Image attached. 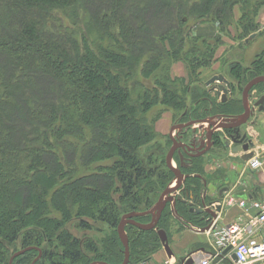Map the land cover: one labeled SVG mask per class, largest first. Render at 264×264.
<instances>
[{"label": "trees", "instance_id": "trees-1", "mask_svg": "<svg viewBox=\"0 0 264 264\" xmlns=\"http://www.w3.org/2000/svg\"><path fill=\"white\" fill-rule=\"evenodd\" d=\"M52 1L54 6L50 4V7L45 8L47 0H0V50L4 52L0 72L2 82L4 81L7 84L6 88L9 89L18 82L22 74L27 75L34 67L37 60L33 61L32 56L29 61L24 59L26 56L29 57L30 53L40 57L39 68L48 70L51 66L58 69L51 71L54 76L55 72L58 73L59 79L53 87L55 101H50L47 108L49 114L57 116L58 120L51 124L49 130L53 131L56 141L61 148L63 147L66 163L71 171L67 173L68 169L64 168L50 144L49 150L40 149L43 145L40 142L23 147L20 144V139L23 138L18 139L20 135L15 130L11 132L6 130L2 135L0 264H8V257L17 250V246L22 249L30 246L41 249V257L34 264H88L94 260L119 264L123 259V246L118 238L116 226L121 216L129 212L148 210L174 177L165 164V155L163 159H159L154 156L151 148H147L152 138L153 124L147 123L144 114L160 100L158 90L145 88L136 78V71L140 70L141 74H147L153 70L155 63L159 65L160 59L164 56H177L178 50L173 49L177 40L176 33L182 31L181 25L187 17L176 18L178 26L173 32L170 31L173 28L171 26L166 29L167 33L164 32V35L159 30L157 37L160 39L159 44L153 43L149 38L148 43L152 47L158 45V50L149 52L139 67L135 65L133 57H129L130 52L135 50V45L133 47L127 38V35L136 33L133 26L126 23L127 27L121 28L117 23L114 26L115 22L111 21L113 24L111 28L91 38L87 32L91 28L88 21L81 31L82 40L78 41L71 33L57 28L58 22L61 24L62 20L56 15L57 11L62 10L78 25L79 21L76 20L79 15L78 3H75V0ZM174 1L177 9L182 11L184 6L188 13L198 18L191 30L196 38H215L216 21L222 25L223 17L230 18L238 26L236 37L239 40L238 45L247 44L244 40L252 33H255V38L261 34L256 14L260 7H264V0H233L231 4L230 0H222V6L218 9H212L214 0H204V6L201 7L202 11L199 14H195L198 12L197 7L187 6L185 0ZM159 2L162 1L149 0V4L152 3L150 9L152 10L153 4ZM32 6L39 8L35 10L30 8ZM210 12L214 13L212 20L205 21L204 17ZM87 13L89 19L90 13ZM15 14L21 18L17 27L12 30L3 27L4 19L13 18ZM223 27L222 25V29ZM106 38L109 39L107 45ZM218 39H215V44H218ZM11 40H15V43H11ZM214 46L199 48L198 54L195 50H192L193 53L189 52V73L194 82L197 80L200 83L197 76L212 62L216 47ZM261 57L260 53L256 59L257 66L254 67L256 71L250 72V77L244 85L251 78L264 75V58ZM16 65H19L20 69H14ZM165 78L163 81L157 79L159 82L155 83L162 89V102L181 109L179 118L183 122L212 115H233L240 110V99L233 96L236 89L233 81H230L232 93L229 99L226 102H216L209 96L204 84L203 90H200L189 86L191 80L188 77L187 80L186 77H176L173 81L180 83L183 93L186 90L190 92L192 101L187 104L176 96L172 87L166 84ZM105 84L107 86L102 90ZM262 84L264 82H258L251 90L261 92L264 89ZM88 87L91 91H84ZM1 91H5V88H0ZM10 100L11 97L0 98V105H5ZM60 103H67L68 106L64 108ZM45 112L46 109L39 106L35 108L34 113L39 116ZM60 114L63 117L60 118ZM75 117L89 122L87 127L84 129ZM43 118L40 119L42 122L45 120ZM29 129L36 131L37 128L31 126ZM44 131L46 129L41 132L45 134ZM65 134L81 136L82 142L75 145L69 138H65ZM213 136V142H218L219 134ZM167 139L171 145L168 136ZM44 141L46 144L50 143L48 137ZM141 146L145 147L144 154H140ZM75 153L79 154L77 158L72 156ZM100 154L103 157L98 161L109 159L108 165L96 166L97 172L94 174L74 175L76 166L89 165L93 163L90 160ZM44 157L47 161L42 160ZM190 161V167H181L183 173L191 174L198 171L200 160L192 158ZM62 174L63 180L60 181L57 177L61 178ZM193 179V176L186 178L183 191L191 190L192 194L196 195L197 190H194L195 186L191 182ZM87 180H93L92 187L85 188L84 191L72 189L76 184ZM105 181L108 187L105 184L102 186V182ZM26 185L37 186V189L35 188L36 192L32 196V204L24 207L20 206L19 202L23 199L21 192ZM101 187H106V190L102 192ZM67 189L77 197L76 204H66L64 194ZM86 189L89 194L86 193ZM93 190L96 191L94 195L91 194ZM25 192L27 194V191ZM185 204L177 202L175 212L186 221L190 219L197 225L203 224V221L199 220V215L190 212ZM35 210L39 214H36ZM52 210L57 214H52ZM170 213L166 207L155 229L140 230L130 224L125 226L130 252L129 264H142L148 261L152 253L161 247L157 230L169 228ZM135 220L147 223L150 216H137ZM100 224L108 228V234L98 246L95 239L88 236L87 231ZM71 228L75 232H72ZM36 255V250H27L16 256L12 264H31Z\"/></svg>", "mask_w": 264, "mask_h": 264}, {"label": "rangeland", "instance_id": "rangeland-1", "mask_svg": "<svg viewBox=\"0 0 264 264\" xmlns=\"http://www.w3.org/2000/svg\"><path fill=\"white\" fill-rule=\"evenodd\" d=\"M161 1L162 2L153 4L151 10L150 4L152 3L149 4V0H75V3H78L79 5V15L76 18V20L79 21L78 25H76V23L71 21L69 17L66 16L62 10L57 11L56 13L57 18L62 20L61 24L58 22L57 25L59 26L57 28L60 27L61 31L64 32L66 31L68 33H71L72 34L71 36L77 38L78 41L82 40L83 35L81 31L84 28V25L88 21L89 24L91 25V28L87 32L89 36H91V38L95 37L96 34H98L99 32L111 28L113 26V24L110 23L111 21L115 22L114 26H116L117 23L121 28L123 26L127 27V24L128 25L130 24L135 28L136 33L127 35L128 41H130L131 45L133 47L135 45L134 47L135 50L133 52H130L129 57L130 58L133 57L135 65L139 67L143 64V62L146 59L145 57L149 52L158 50L157 49L158 45L152 47L150 43H148L149 38H151L153 43L159 44L160 39L157 38L159 30L162 32V35H164L165 33H167L166 29H169L171 26L173 28H171L170 31L173 32L178 26L177 24L178 21L176 18H178L179 16L187 17V20L184 23H182V25L180 24L181 26H183L182 31L176 33L177 34L175 38V40L177 39L176 42L175 40L173 41V43L175 42L174 44L175 46L173 47V49L176 48L179 52L177 53V56L175 57L164 56L163 58L160 59L159 65L155 63L156 65L153 66V70H151L147 74H141L140 70L136 71V78L139 80V82L142 83V85L145 88L146 87L151 89L156 88L158 90V98L160 101L149 107V109L145 112L144 117L148 124L150 125L153 124L152 125L153 134L151 141L148 142L147 148H151L153 150L152 152L154 153V156L159 157V159H163L164 155H166L170 147V143L167 139V136L163 135L162 131H165L169 127V125L173 122L181 123L183 121L182 119L179 118L180 113H182L181 109L175 108L174 105L170 106L163 104L162 91H161L162 89L160 86L155 84L158 81L157 79L163 81L164 77H166L165 78L166 84L169 87H172L176 96H178V98L181 101L189 104L192 101L190 99V92L186 90V92L183 93V89L180 83L178 81H173V80L176 79V77L179 74L181 75L184 74L189 78V80H191L189 86H194L196 88H199L200 90H203V84L205 80L209 78L213 72L221 71L230 81H233L235 84L236 89H235V93H233V96L240 99V104H239L240 110L236 112L237 114H240L243 109L241 104V92L245 86L244 82L250 77L249 75L251 71H256L254 70V67L257 66L256 64L257 56L261 53L262 54L261 58L262 59L264 58V51H263L264 29H261V34L257 38L255 37H254L255 39L252 38L247 44L238 45L239 40L236 38L238 33V26L235 23H233L230 18L223 17V24H222L224 26L223 29H222V25L219 24V21H216L217 32L215 38H205V39L196 38L194 34L191 32V30H193V27L197 23L198 18H194L195 16H192L191 13H188L187 9L184 6L182 7V11L177 9L174 0H161ZM222 2H223L222 0H214L213 2L214 6H212L213 7L212 9H218L220 6H222ZM232 2L233 0H230V4ZM185 3L187 6L192 5L197 7L198 12H195V14L201 13L202 10L200 9L201 7L204 6V0H185ZM46 4H44L45 8L50 7V4H52L51 6H54L52 0L51 1L47 0ZM30 8L36 10V8L39 7L32 6ZM87 12L90 13L89 19ZM94 13L95 15L93 16ZM14 16L15 17L13 18L4 19L3 27H5L8 30L15 29L18 23H20L21 18L18 17L17 14H15ZM212 16H214V13L210 12V14L207 17H204L205 21L212 20ZM259 17H262L264 22V7H260L258 9L256 18ZM24 19L25 18H22V20ZM199 20L201 19L199 18ZM219 37L220 39H218ZM91 38L90 40H92ZM215 39L219 40L218 44H215ZM15 40H11V43L13 42L15 43ZM105 43H106L105 45H107L109 43V39L106 38ZM208 45L216 46V47L214 46L215 48L213 47L214 56L212 62L210 63L209 67H207L205 70H203V72L200 75L197 76L200 83L197 82V80L194 82L190 77L189 66H188L190 53H193L192 50H195L196 54H198L199 52L197 51H199V48L205 49L206 47H208ZM91 46L93 45L91 44ZM157 53L160 55L159 51ZM3 56H4V52L3 50H0V67L1 64H3V60H4ZM31 56L33 57L32 59L33 61L37 60L34 64V67L31 68V70L27 75L22 74L20 78H18V82L11 85L9 89L6 88L7 84L4 81L2 82L1 72H0V88L2 87L5 88V91L0 92V98L11 97L13 100V101L10 100L5 105H0V123H1L0 138L6 132V130L7 131L9 130L10 132L15 130L16 133L20 135V137L18 136V139L23 138L20 139L21 142L20 144H22L21 146L23 147L40 142L43 144L40 149L49 150V144H50L53 152L57 154L58 159L63 163L64 168L68 169V165L66 163L67 161L62 149L63 147L61 148L60 144L56 141L52 133L53 131H51V129L49 130L51 124L54 121H57L58 117L51 116L49 114V111H47L49 102L55 101V94L53 87L55 86L57 80L59 79L58 73L56 74L55 72V76H54L51 74L52 73L51 71L52 70L58 71V69L55 67L54 70L51 66H49L48 70L39 68L40 66L39 62H41V59L39 56H36L35 53L32 54L30 53L29 57L26 56L24 59L29 61L28 59H30ZM14 69H20L19 65H16ZM106 86L107 85L105 84L102 90L105 89ZM262 87L264 88V84H262ZM84 91L90 92L91 88L89 87L87 89L85 88ZM261 96H264V89H262L261 92H258L257 90L250 91L247 96V102L249 106L252 107L254 102H256ZM211 98L214 100H218L216 99V97H211ZM60 105L61 106L63 105L64 108L68 106L67 103L66 104L60 103ZM39 106L46 109V112L44 113V115L40 114L39 116H36L34 113L35 108L37 109ZM259 113L260 112L257 110V107H254L253 115L241 127L240 132L245 133L247 129L250 130L253 134L260 136L264 140L263 138L264 115H260L261 120L257 125L259 119L258 117ZM43 116H45V118H43ZM59 116L60 118L63 117L62 114H60ZM42 118L45 119L43 122L41 121ZM75 120L79 121V123L83 125L84 129L87 127L89 123L87 121L84 122L83 119L77 117H75ZM252 120L253 122H251ZM196 125H197L196 127L197 132H199L198 135H202V137H205V135L209 134L210 132L209 129L210 130L211 128L213 129V127L209 128V125H205L202 123H198ZM31 126L33 128H37L36 131H32L31 129H29ZM45 129H46V131H44L45 134H43L41 131ZM86 132L88 133V131ZM212 134H216V135L219 134V130H216ZM188 136H189V131L186 132L185 136L183 135L182 140L184 138L187 139ZM46 137L49 138L50 143L48 144H46L44 141ZM66 137L69 138L70 141L75 145L82 142V140H80L82 139L81 136L77 137L75 135L65 134V138ZM211 139L213 140V138ZM217 139L218 142L214 144L216 146L215 150H218L219 153L216 154L219 156L220 155L224 156L225 154H228L230 151H228L227 149L225 150L223 148L222 138H219L218 136ZM144 148H145L144 146L140 147L139 150L140 154H144ZM72 156L77 158L79 154L75 153L72 154ZM102 157L103 155L100 154L97 157L93 158V160L92 159L90 160L93 161V163L89 165L76 166L77 168L74 169L75 170L74 175L81 176L84 174L96 173L97 172L96 166L101 164L108 165L110 163L109 159L98 161V159ZM42 160L47 161L45 157ZM229 161H233L232 163H234L235 159L232 158V160ZM69 170L71 171V168L67 170V173L69 172ZM232 172H231L232 178L238 175V172L234 170ZM61 176H62L61 178L60 176L57 177V179L60 181L63 180L64 174H62ZM255 180H256V176H254V181ZM102 183H103L102 186L105 185L107 187L109 186L107 185L106 181ZM92 186H93V180H87L76 184L75 186L72 187V189L74 188V189H79L80 191H84L85 188H89ZM55 187H57V185ZM260 187L264 188V184L259 186V188ZM35 188L37 189V186L26 185L22 189L21 196L23 197V199L19 202L20 206L27 207L29 204H32V196L35 194L34 192H36ZM100 189L103 192L106 190V187H101ZM25 191H27V194ZM95 192L96 191L93 190L91 194L94 195ZM86 193L89 194L90 192H88L87 190ZM64 197L66 204H72V205L76 204L77 197L72 195V191H70V189L66 190ZM88 201L89 200L86 198V202ZM156 201L154 202V204L156 203ZM166 207L171 212L170 206L167 205ZM35 211L36 214H39V212L37 213V210ZM52 214H57V213L55 212V210H52ZM170 214L171 215L169 222L173 223L175 221L174 219H176L175 218L176 216H174L172 212ZM149 216L151 220L152 216L151 215ZM189 221L192 223L191 220ZM192 225L198 227L197 224H192ZM71 231L75 232L73 228H71ZM87 234L90 238L95 239V243L98 246H100L102 244V242L100 241L108 234V228L105 225L100 224L97 227L88 230ZM18 250H22V248H20V246H17L16 251ZM13 253H11L10 256ZM10 256L8 257V259L10 258ZM89 256L91 257V254H89Z\"/></svg>", "mask_w": 264, "mask_h": 264}, {"label": "crops", "instance_id": "crops-1", "mask_svg": "<svg viewBox=\"0 0 264 264\" xmlns=\"http://www.w3.org/2000/svg\"><path fill=\"white\" fill-rule=\"evenodd\" d=\"M257 20L260 24V30L264 29L263 18L259 17L257 18ZM216 73L223 74L221 71L213 72L212 74ZM177 77L187 76L184 74H179ZM213 97L216 96L213 95ZM260 115H264V111H260V113L258 114L259 119L257 125L261 120ZM251 122H253V120ZM175 124V122L171 123L165 131H162V134L168 136L169 138V134L172 131L171 129ZM245 132H247V137L253 142L251 150L255 151L256 153L262 152L264 154V140L260 136L253 134L250 130L246 129ZM224 134H226V132L219 133V138H222L223 148L230 151L228 154H225L224 156L217 155L216 153L219 152L218 150H215L216 146L213 143L209 147L203 148V151H198L197 153H195L197 154L195 158H198L200 160V166L198 168V171L193 173L194 179L191 182H193L192 185L195 186L194 190H197L196 195L200 200H203L206 205L213 201L223 199L229 193L236 194L237 192H243L245 196H247L244 199H249L250 196L255 195L253 193H256V196L259 197L264 195V188H259V186L264 184V169L250 170L247 167L248 158L243 159V152H232V147L225 146ZM189 136L188 138H190ZM201 140L202 139L199 137V142ZM251 150L249 149L250 152H253ZM175 155L172 159V164L174 166H177L178 157L177 155ZM232 158L235 159L234 163H232L233 161H229L232 160ZM190 166L191 165L189 164L187 167ZM233 170L238 172V175L240 176L236 174L238 177L235 176L237 177L235 178L233 176L235 179L232 178L231 172ZM196 175H199L200 177H197ZM254 176H256L255 181ZM195 179L196 181H194ZM183 187H185V184L183 185ZM249 213L252 214L251 211H249ZM217 217L218 225H225L228 223L237 222L238 220L245 222L247 220L245 212L236 205L231 207H223L218 212ZM181 218H179L178 220L174 219L175 221L173 223L170 222L169 228L165 230L167 233L168 245L171 249L172 256L169 257L167 255L161 244V247L158 248L154 253H152L150 259L146 262H143L142 264H164L165 261H169L171 264H181V262L185 258H193L197 255H201L203 252L212 250L211 234L207 231L200 232L196 230L192 226V224H197L196 222L193 221L191 223L185 220L186 223H183ZM204 225L205 223L203 222V224H199L198 226ZM225 263L228 264L229 261H225Z\"/></svg>", "mask_w": 264, "mask_h": 264}, {"label": "water", "instance_id": "water-1", "mask_svg": "<svg viewBox=\"0 0 264 264\" xmlns=\"http://www.w3.org/2000/svg\"><path fill=\"white\" fill-rule=\"evenodd\" d=\"M254 37V34H251L249 38H247L245 41L247 42L249 39ZM264 81V75L255 76L252 79H250L244 86L242 92H241V104L243 111L240 114L237 115H231V116H221V115H213L208 118L203 119H197V120H190L185 123H180L172 127L171 130L177 128L179 130H182L187 127H191L192 125L196 123H207L210 127H213L214 130L218 129L223 132H229V140L232 142L233 146L231 148L232 152H243L244 156L243 159H247L251 156V153L247 152L252 146L253 142L247 138V132L241 133V127L248 121V119L253 115L254 113V107H257L258 111L264 110V96H261L256 102H254L252 107H249L247 104V94L251 87L255 85L258 82ZM217 83V86H212L210 90H213L217 96L221 97V102H225L227 100L226 94L230 92L231 85L230 82L222 75V74H215L212 75L209 79L205 81V86H209L211 84ZM210 131V137H212V132L214 130ZM182 138V135L179 136V138H175L169 134V139L172 142V145L169 147L166 155H165V164L167 168L173 173L174 180L171 181L160 193L156 203L152 205L148 210L144 212H129L125 213L121 216L117 226H116V232L118 235V238L120 240V243L123 246V259L119 264H129V246H128V236L125 231V226L127 224H130L140 230H149V229H155L157 222L161 216L162 211L166 208V206L169 204L171 207H173L177 202H184L185 205L189 207L190 212H195L197 215H199V220L203 222H207L208 220L205 219V216H209L212 219L217 218V212L220 211V207H216L215 211L212 210L208 205L205 204L203 200L200 201V207H193L192 204L196 202V196L192 194V191L190 190H184L182 188V184L185 182V179L189 177L188 174H183L179 168L173 166L172 164V158L173 155L176 153L180 156V166H187L185 163H183V157L185 154L186 159L190 157H196L197 154H195V151H203V148L209 147L213 141L204 142L201 140L198 143L194 137L190 138L187 141H179V139ZM225 146L229 147V144L225 142ZM197 177H200L199 175H196ZM235 197L238 198H245V194L243 192H237L234 194ZM210 204V203H209ZM142 215H151V220L147 223H141L137 220H135V217L142 216ZM211 223L206 224L203 227H200L198 231L204 232L207 231L210 228ZM157 234L160 240V243L162 244V247L164 248L165 252L169 257L172 256L171 249L168 245V237L167 233L164 229H158ZM28 248L18 250L14 252L9 260L8 264H12V260L24 253ZM228 249V248H227ZM40 253L38 254V256ZM37 256V257H38ZM194 262V259L192 257H188L184 264H192ZM34 261L31 263L33 264ZM89 264H110L105 261H99L94 260L90 262Z\"/></svg>", "mask_w": 264, "mask_h": 264}, {"label": "built area", "instance_id": "built-area-1", "mask_svg": "<svg viewBox=\"0 0 264 264\" xmlns=\"http://www.w3.org/2000/svg\"><path fill=\"white\" fill-rule=\"evenodd\" d=\"M224 140L229 144V147H233L227 134H224ZM250 153L247 167L250 170H263L264 154L255 151ZM253 194L255 195L250 196L249 199H239L229 193L223 199L208 204L210 208L220 206L221 209L236 205L245 212L247 220L218 225V217L212 219L205 216V219L208 220L204 222L205 225L211 223L207 232L212 237V250L193 257V264H226L225 261H229L228 264H264V195L259 197L256 196V193ZM192 206L196 207L194 203ZM193 227L199 230L203 226ZM164 264L171 263L165 261Z\"/></svg>", "mask_w": 264, "mask_h": 264}, {"label": "flooded vegetation", "instance_id": "flooded-vegetation-1", "mask_svg": "<svg viewBox=\"0 0 264 264\" xmlns=\"http://www.w3.org/2000/svg\"><path fill=\"white\" fill-rule=\"evenodd\" d=\"M206 81V80H205ZM204 84H205V82H204ZM229 134V133H228ZM192 158H195V157H190L189 158V164L191 165V161L190 160H192ZM188 174V173H187ZM197 193V192H196ZM199 194V193H198ZM196 196V202L194 203V206H196L197 208H201L200 207V199L198 198V196L197 195H195ZM198 203V204H197ZM26 248H28L27 250H30V249H33V250H36L37 251V255H36V257L32 260V262L34 261V263H35V261H37L40 257H41V253H42V251H41V249L39 248V247H36V246H30V247H26ZM25 249V248H24ZM26 250V251H27ZM40 253V255L38 256V254ZM38 256V257H37ZM31 262V263H32ZM33 263V264H34ZM89 264V263H88Z\"/></svg>", "mask_w": 264, "mask_h": 264}]
</instances>
